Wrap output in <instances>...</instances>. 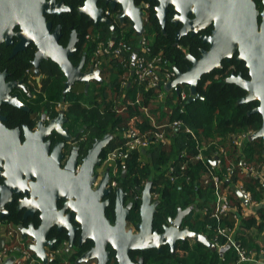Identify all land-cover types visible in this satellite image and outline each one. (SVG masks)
<instances>
[{
	"label": "water",
	"instance_id": "obj_1",
	"mask_svg": "<svg viewBox=\"0 0 264 264\" xmlns=\"http://www.w3.org/2000/svg\"><path fill=\"white\" fill-rule=\"evenodd\" d=\"M98 0H85L79 12L89 16L90 20L96 23L109 20L103 17L101 9L97 6ZM112 6L120 4L122 8L121 20L130 17L133 22V29L138 35L145 32L143 22V11L136 6L135 0H106ZM158 11L156 17L159 20L163 31L167 22V12L172 7L176 15L171 20L175 26L181 27L176 35V43L186 35L192 37L199 36V39L209 44V49L202 47L199 57L192 53H187L186 58L189 66L185 71L175 67L176 77L167 84L166 88H175L177 94H180L181 85H189V101L203 99L198 92L199 80L203 74L214 69L224 67V62H230L235 56L236 60L245 62L249 78L243 77V74H231L225 78L229 83L243 88L246 93L240 97L239 102L258 101V105L251 109L249 113L262 115L261 126L250 135V139L264 138V9L259 11L253 0H157ZM63 1L56 0H0V44H14V37L18 42L14 45V53L21 52L29 44L36 46V53L33 59L35 73L41 75V62L43 60H52L64 73L66 77L63 93L70 91L75 83L84 82L87 90L92 80H102L101 68L91 67L88 72L83 71L86 57L83 56L80 62L75 66L71 57L76 51V42L78 32L74 31L68 44L64 46L60 43L62 36V25L58 24L52 30V21L47 20V15H57L61 11L68 10ZM260 16V19H259ZM213 26L211 33L202 32L209 26ZM15 27L19 30L15 31ZM113 38H116V29L112 26ZM202 32V33H201ZM136 53L133 54V59ZM134 63V62H132ZM17 82L9 81L3 84L6 86L4 93L0 94V104L11 102L20 107H26L16 97L8 96L9 90ZM2 86L0 85V89ZM1 91V90H0ZM64 99V98H63ZM64 110L60 111L57 117L50 120L49 124L40 123L39 130L31 136L26 137L25 144L20 146L24 153L35 155L37 152L48 151V142L42 144V138L45 133L55 131L62 134L67 140L71 139L67 130L63 127L66 121ZM43 130L46 132L42 134ZM10 135L11 132H5ZM18 139V138H17ZM113 136L110 133L102 138H97L88 150L83 159V163L78 172L75 173L77 165L76 149L71 153L65 167L60 170L58 165L60 149L63 141L56 144L51 155L46 158L39 166L26 167L21 175H27V178H36L38 182H32L35 192H41L39 197L35 193L27 199L19 201V207L24 208L26 214L24 220L35 210L41 211V224L35 228L33 224L18 226L23 240L29 238L31 243L28 245L42 264H48L51 259L48 257L47 247L54 248L55 238H49L48 235L52 228L56 226L58 230L66 227L71 237L69 245L74 238L73 230L76 229L70 222V214L64 215V210H56V199H74L67 201L73 211L76 212L75 223L80 225L82 232L79 244L90 238L93 241V247L82 254L76 264H82L90 260H95L97 264H108L110 251L108 246H112L116 251V260L118 264H144L143 259L133 262L130 257L131 251L141 250H161L164 245H169L174 252L177 242L193 239L202 242L212 250H218L220 256L226 252L230 245L219 248L215 241L209 239L204 234L192 230L190 227H184V219L189 215L192 207L187 209L179 208L176 216L169 218L168 223L164 224L163 230L159 231L153 226L155 213L157 211L158 200L153 199L152 182L148 181L143 187L141 203L138 214L140 220L136 222L137 231L128 228V218L131 215L133 203L123 205V198L126 193L118 189L117 215L113 224L105 216L104 206L107 201L101 202L100 198L108 194L109 189H105L108 183L109 173L106 172L104 179L98 185L96 190L92 189L95 181L93 170L101 160L103 149L109 145ZM19 140V139H18ZM32 145V146H30ZM46 157V156H45ZM8 167V163H7ZM75 174H74V173ZM123 176L127 175L126 168H123ZM21 175L11 176L6 182L9 193L23 194L21 187H25V181H21ZM56 179H60L57 180ZM42 183H46L43 186ZM34 210V211H33ZM5 241H0V250ZM14 257L6 259L0 264H13Z\"/></svg>",
	"mask_w": 264,
	"mask_h": 264
},
{
	"label": "trees",
	"instance_id": "obj_2",
	"mask_svg": "<svg viewBox=\"0 0 264 264\" xmlns=\"http://www.w3.org/2000/svg\"><path fill=\"white\" fill-rule=\"evenodd\" d=\"M148 17L149 20L145 23V34L149 38L153 52L162 54V64L165 68L178 67L180 70L185 71L190 64L186 54L190 52L199 57L200 48L204 46L202 41L198 36L186 35L176 43V27L170 20H168L165 26L166 30L163 32L159 20L154 18L153 14ZM119 29L121 30L118 31V36L120 37L122 34L127 42L135 45L138 39L135 29L131 27L128 30L122 24L119 25ZM110 37V34L105 33L97 37L94 42L84 39L82 44L80 43L82 45L80 48L83 49L88 60L93 59L98 42L101 40L107 41ZM36 50L34 45L32 47L30 45L21 52L18 56L21 67L30 65ZM79 59L80 57L77 60ZM77 60L73 62L77 63ZM116 61V65L121 66L118 60ZM224 63L226 65L224 68H226L228 65L239 62L234 58L232 62L227 63L224 61ZM40 67L44 74L41 81L40 99L60 101L63 99V89L65 87L63 71L50 59L43 60ZM227 76L226 73H223V69H214L203 74L198 85V92L204 96L203 99L189 101L190 88L187 84L180 86V91L187 92L185 100L181 99V96L177 95L176 92L171 95L167 94L165 105L169 106V109L163 114V118H167L168 122L181 121V127H179V130L168 128L169 144H151L146 153L133 150L124 158V163L120 165L119 176L122 174V168L125 167L128 175L132 176L137 184L151 181V190L159 192V197L156 199L159 203L156 207L157 211L153 226L160 231L163 230L164 224L168 223L169 218L176 216L179 208L192 207L191 212L184 219V227H190L216 243H225L222 238L216 236V220L208 212L205 215L201 212L202 208L210 205V201L214 196L213 188L209 184L203 185L201 183L203 175L207 171V165H213L212 161L217 155L218 145L226 146L228 152L227 156H223L221 166L215 168L222 177L224 176L223 185L227 186L242 178L248 188L254 189L256 184L259 187L261 186L264 192L262 182L258 184L256 177L247 173L243 174L240 170L242 159L252 161L255 158L264 164V138L258 137L257 139L248 140L243 148L246 153L245 156L243 151L239 152V149L231 142L232 135L250 128L257 130L261 126L262 115L249 113L251 109L257 106L258 101L239 102L240 97L245 95L246 91L240 86L238 87L225 80ZM109 84L104 80L95 83V85L92 84L87 90L78 92V89H75L65 95L66 101L71 103L67 114L74 126L77 127L79 122L86 124V135L90 140L88 142L89 147L92 146L93 141L102 138L107 133L113 136L112 141L102 151L103 160L110 150L124 144L123 132L129 126L132 116L138 115V117L144 119L143 124L138 123L142 131L151 127L150 119L140 109L141 105H132L125 112L114 109L113 99L115 94L113 97H109L107 91L110 88ZM142 90L146 100L144 105H149V95L152 96L157 93L153 89L149 91ZM163 105L161 104L158 107L162 110L164 109L162 108ZM186 126L194 131L199 140L203 141L211 138L216 140L217 143H211L205 150V161H188L184 170L186 176H190L188 181L185 177L172 181L171 177L167 175L169 165L176 164L180 166L187 161L188 156L197 153L198 142L193 135L186 131ZM142 154L146 159L145 162L139 161ZM254 193L256 196L255 190ZM197 199H200L201 202H198ZM139 205L140 201L137 208ZM259 213L263 219L260 225L261 229L264 225V206L260 208ZM235 216V212L227 213L224 217V224L233 225ZM136 217H138V212L134 211L131 218L135 220ZM243 235L241 232L235 238L242 246L246 247L248 242L242 238ZM178 243V248L172 255L168 246L163 247L161 251L163 253L160 255L157 252V254L154 253L156 249L145 251L142 254L146 258L151 255L148 260L149 264H234L238 261V255L234 247L228 248L223 256H220L218 250L214 251L202 242L193 239L184 242L179 241ZM60 245L57 244L56 249L60 248ZM136 252L139 251L132 252L131 256L135 257ZM64 258L52 260L48 264H62ZM240 264L253 263L244 262Z\"/></svg>",
	"mask_w": 264,
	"mask_h": 264
},
{
	"label": "flooded vegetation",
	"instance_id": "obj_3",
	"mask_svg": "<svg viewBox=\"0 0 264 264\" xmlns=\"http://www.w3.org/2000/svg\"><path fill=\"white\" fill-rule=\"evenodd\" d=\"M61 1H63L68 7H70V9L61 11L60 14H57L56 16L47 15V20L52 21L53 23L52 30H54V28L58 26V24L62 25L61 28L62 36L60 38V43L63 44L64 46L68 44L73 32L74 31L78 32L76 51L74 55L71 57L72 62L73 61L76 62V60L80 57V59L77 60V63L73 62L75 66L80 62L83 56L86 57L83 49L80 48V46H82L81 45L82 40L87 39L91 42H94V40H96L97 37L105 33L110 34L112 36L113 34V29H111L112 26L115 27L116 32L121 30L119 29V25L121 24L123 25V27L125 26L126 29L128 30H130L129 28L133 27L132 20L130 17L129 18L126 17L123 20H121L120 16L122 13V8L120 4H116L115 6H112L109 3H107L106 0H98L97 6L98 8L101 9L103 17L109 20V23H105V22L96 23L94 20L93 21L90 20L88 15L79 12V8L84 5L85 0H56V2H61ZM253 2H255V6L259 9V11H262L264 9V0H253ZM135 4L137 7L140 8V10L143 11V15L147 16V14L148 15L153 14V17L157 18L156 14L158 11L156 10V6L159 4L157 0H135ZM175 15H176L175 10L172 7H169V11L167 12V22L168 20L171 21ZM173 25L175 26L174 23ZM175 27H176L175 33H177V31L181 27L179 26H175ZM160 28H162L161 25ZM213 28L214 27L211 25L202 32L211 33ZM17 30H19V27H15V31ZM17 42H18V38L14 37V44H6V42L0 44V85L2 86V88L0 89L1 90L0 94L4 93L6 90V86L3 85L5 84V82L15 81L17 82V84L12 86V88L9 90L8 96H12V97L17 96L16 98L23 105L25 104L26 106L23 108L11 102L0 104V222H4L7 224L10 223L16 230L19 231L18 226L19 225L21 226L22 224L25 226L33 224L34 227L37 228L41 224V214H42L41 211L33 210L34 212L31 213L26 220H24L26 211L24 208L19 207V201L26 197L27 199L30 198L32 193H35V196L39 197L41 192H35L32 185V182H38V180L36 178L26 179L27 175L25 174H23V178H22L21 175L22 171L28 166H33V167L39 166L41 163H43L44 160H46L47 157L51 155L56 144L63 141L64 144L60 149L61 156L59 157L58 160L59 169L62 170L65 167L69 158L71 157L70 156L71 153L76 149V147H78V149L76 150L77 160H78L77 165L75 167L76 170L75 173H76L81 168L83 159L91 146L89 147L88 144L90 140L89 138H87L86 135L87 134L86 124L79 122L77 127L74 126L72 120L69 118L67 114V110L71 105V103L66 101L65 99V95L72 90L78 89V92L85 90L86 84H84V82L75 83V85L70 91H68L66 94L63 93L64 99H61L60 101L40 99L39 94L41 93V89H42L41 81L44 76L42 69H41V75H37L35 73V67L33 65L34 57L30 61V65H28V67H25L24 65L21 67V63L20 61H18L19 60L18 56H20L21 52L27 49V47H29L30 45L32 47V45L34 44H29L21 52L13 54L14 45ZM202 44L204 45L202 47L209 49V44H206L204 42H202ZM202 47L200 49H202ZM234 58L236 59V56ZM233 59L230 62H232ZM85 61H86L85 67L83 69V71L85 72H88L91 67L100 68L93 65L92 59L88 60L86 57ZM237 62L239 63H233L231 65H228L226 68H224L226 66L224 63V67L220 69H223V73H226L228 76L231 74L237 75L239 74V72H241L243 74V77L249 78L248 70L245 66V62L239 60ZM100 81H103V78ZM100 81L95 79L92 80L90 84L95 85V83ZM62 110L65 111L64 116L66 117V121L63 122L62 125L67 130V133L69 134L71 139L67 140V138H64L62 134H58L55 131L52 132L50 131L49 133L48 132L45 133L46 131L43 130L42 134L43 133L45 134L43 135L42 138L43 139L42 144L43 143L45 144L46 142L49 141L47 145V147L49 148L48 151H46V153L37 152L35 155L24 153L23 149L22 150L20 149V146H23L25 144L27 135L31 136L34 132L38 131L40 127V123L42 121L44 126L48 125L50 120L57 117L60 111ZM43 115L44 118L42 120ZM7 131H10L11 134L7 135L9 134V133L7 134L5 133ZM95 141L92 142V145ZM7 163H8V167H7ZM106 172L109 173V179H108V183L105 186V189L108 188L110 192L100 198L101 202L107 201V204L104 206L105 216L111 224L115 222L117 215V209H116L117 199H118L117 190L121 189L126 193V195H124L123 198V205L126 206L128 203H133V208L131 209V215L128 218L127 226L128 228L133 229L135 233L138 230L137 226L135 225L136 222L140 220L139 214L138 217L135 218V220H133L131 217L134 211L138 212L139 208H137V204L139 201L141 203L142 191H143L142 189L148 181H144L141 182V184H137V181L134 180L132 176L128 175L127 170H126L127 172L126 176H123L122 173L121 176L114 177L111 166L104 163L103 155H101L100 162L95 166L93 170L94 173L93 175L95 176V181L92 184L93 190H96L98 188V185L104 179ZM8 174H11V176L21 175L20 176L21 181H25L24 183L25 187L23 186L21 187L23 194L18 195L12 192L9 193V189H8L9 187L8 185H6V182L9 178ZM114 178H116L115 185H113ZM57 180L60 179H56V181ZM42 184L43 186H46V183H42ZM68 200L74 201L73 198L56 199V210L58 211L64 210V215L67 214L71 215L70 222L74 227H76V229L73 230L74 238L72 244L69 245L71 237L69 235V230L66 227H63L62 230H58V228L54 226L50 231L48 237L55 238L56 241H54V245H53L54 248H56L57 244H61L60 248L63 252H61L58 258H64L65 256L69 264H76V260L80 256H82L83 253H85L87 250L92 248L94 245H93V241L90 238H87L82 242V244H79L82 228H80L79 224L75 223L76 212L72 210L69 204H67L66 206V202ZM24 241L27 247L31 243V240L29 238L25 239ZM178 244L176 249L178 248ZM166 246L169 247L171 255L175 253L176 249L173 252L169 245H164L163 247ZM162 249L161 250L156 249L154 253L157 252L159 253L158 255H160L161 253H163L161 252ZM108 250L110 251V255H109L110 259L108 261V264H118L115 258L116 251L113 249L111 245L108 246ZM136 251L139 252H136L135 257L131 256L132 252L134 251L130 252V257L132 261L136 262L140 258H142L144 264H149L148 260L151 257V255H148L146 258V256L142 254L145 251H141V250H136ZM82 264H97V263L95 260H90Z\"/></svg>",
	"mask_w": 264,
	"mask_h": 264
},
{
	"label": "built area",
	"instance_id": "obj_4",
	"mask_svg": "<svg viewBox=\"0 0 264 264\" xmlns=\"http://www.w3.org/2000/svg\"><path fill=\"white\" fill-rule=\"evenodd\" d=\"M148 16V14L147 16L143 15L144 26L149 20ZM145 32L142 35H138L135 45L131 42H127L123 38L122 34L119 37L118 32L116 34V38H113L112 35L107 41H99L96 46L97 49L95 51L94 58L92 59V63L94 66L100 67L102 56H113L116 60H118L119 65L123 67L124 73L126 72L122 75V83H124V85L127 84L126 82L128 80L132 79L133 82L138 85H142L146 91L153 89L156 92H161L160 90L163 87H166L170 80L176 77V70L175 68L171 69L169 67H164L162 64V54L153 52V47L150 45L149 38ZM134 53H136V56L133 59ZM159 96L162 97L163 94H159ZM179 96H181V99L185 100L187 92L180 91ZM135 104L141 105L140 109L145 116L151 120L153 129H151L150 132H143L134 126L129 127L124 133V144L115 147L106 154L107 156L104 159V163L111 166L114 177L120 175V165L124 163V158H126L130 152L133 150L141 152L142 150L149 148L151 144L154 143H160L163 145L169 144L170 137L166 133V128L168 126L179 128L182 125L181 121L168 122L167 124H157L155 118H153V115L151 114L150 107L148 105H144L141 98L135 97V99H132L129 106ZM186 131L193 135L198 142L197 154L195 156L196 159L205 161L204 152H202L204 147L200 145L197 135H195L194 131L188 126H186ZM254 131L255 130L253 128H250L232 135V144L237 149L241 148ZM216 152L217 155L212 161L213 165H207V176L204 184H209L214 190V208L211 212V217H213L217 222V226L215 228L216 236L222 238L225 242L224 244L217 243L218 249L225 247V245L234 247L238 255V261L234 264L250 261H257L258 264H264L263 259H256L255 253L248 250L245 246H242L241 243L236 240L232 227L224 224V217L233 209V206L227 194L226 188H224L223 185L224 176L222 177V175H220L215 168L221 166L222 158L223 156H227L228 152L226 151V146L224 145H218ZM139 161L145 162L142 155H140ZM228 169H230V167H228ZM179 170L184 171L185 164L180 167H177L176 165H171L169 167V174L173 181L178 178ZM240 170L243 174L247 173L249 175L258 176L264 185V166L258 169L247 160L242 159L240 163ZM115 183L116 178L113 179V185H115ZM239 192L248 202L253 203L252 193L248 189L242 186L239 189ZM152 195L153 199H158L159 192H157V190L152 191ZM262 203H264V193ZM1 240H4L5 243L0 250V263L12 256L14 257L13 264H42L34 251L30 247H27L25 241L21 237L20 231L16 230L10 223L7 224L0 222V241ZM61 252H63L61 248L47 249L48 257H50L51 261L58 259ZM62 264H67L66 258H64Z\"/></svg>",
	"mask_w": 264,
	"mask_h": 264
},
{
	"label": "crops",
	"instance_id": "obj_5",
	"mask_svg": "<svg viewBox=\"0 0 264 264\" xmlns=\"http://www.w3.org/2000/svg\"><path fill=\"white\" fill-rule=\"evenodd\" d=\"M115 59L116 58H114L113 56L111 57L110 55L102 56L101 61H100L101 74L103 77V81L105 80V82L110 83L109 84L110 88L107 89L109 97H111V96L113 97L115 94V96H114L115 98L113 99L114 105H115L114 109L119 111V112H123V111L125 112L126 109L131 107L129 105L132 102V99L134 97L141 98V100H143V103L146 101L145 97H144L145 96L144 91L142 90L144 88L142 85H138L137 83L133 82L132 79L128 80L126 82L127 84L124 85V83H122V75L124 73L123 67L116 65L117 61ZM160 91L161 92H156L157 94H154L152 96L149 95L150 103H149V105L148 104L147 105L150 107L151 114L153 115V118H155L157 124H167L168 119L163 118V114L165 112H167L169 109V106L165 105V98H166L167 94L171 95L174 92L177 93V91L175 90V88L169 89L166 87H163ZM159 94H163V96L160 97ZM161 104H164L162 106V108H164V109H162V110L160 107H158ZM143 122H144L143 118L138 117V115H134V116H132V119H131L127 129L129 127L134 126V127L138 128L139 130H141V128L138 126V123L143 124ZM150 124H151V127L146 128L145 130H143V132H145V131L150 132V130L153 129V124H152L151 120H150ZM168 128H171V129L174 128L175 130H179V128H177V127L168 126L166 128V133H167ZM126 130H124L123 136H124V133ZM197 138H198V136H197ZM248 140H251V139L248 138ZM246 142L244 143V145L241 148H239V152L243 151V148L245 147ZM199 143L201 146L204 147L202 152H204V158H205V150H207L208 146L211 143H217V141L212 140L211 138H208V139H204L203 141L199 140ZM146 151H147V149H144L141 151V153H146ZM243 153L245 156L246 153L244 151H243ZM259 153H260V151H259ZM259 153H258V155H259ZM196 154H194L192 156H188L187 161L185 163H183V164H185V168H186L188 161L189 162L190 161H201L199 159H196V157H195ZM142 157H143V160L146 161L143 154H142ZM248 162L251 163L252 165H254L258 169L261 168L262 166H264L263 163H261L260 161H257L255 158H254V160L248 161ZM183 164H181V165H183ZM171 165L175 166L176 164H170L169 167ZM176 166L180 167L178 165H176ZM169 167L167 169V171H168L167 175L169 177H171L169 174L170 173ZM206 176H207V171L205 172V174L203 175V178H202L201 184H203V185H205L204 182H205ZM253 176L256 177L258 184H260L261 181H260L259 177L256 175H253ZM181 177L182 178L185 177V179H187V181L190 179L189 175L186 176L185 171L179 170V176L176 180L180 179ZM242 186L245 187L246 189H248L252 193L253 203L248 202L244 198V196L242 194H240L239 189ZM254 187H255L254 189L248 188L244 184V181L242 180V178L239 179L238 181H236L235 183L229 184L227 186L224 185V188H226L227 194H228V196L231 200L232 206H233V209L230 212L236 213L235 221H234L233 225L230 224V226L232 227V231H233L234 235L237 236V234L242 232V234H244L242 238L248 242V245L246 246V248L248 250H251L253 253H255L256 259H259V260L263 259L264 260V229H263V227L260 229V225H261V222L263 219L261 217V214L259 213L260 208L264 206V203H262V197H263L264 192H263L261 186L259 187L258 185L255 184ZM254 190L257 193L256 196H255ZM213 200H214V196L212 197V201H210V205L209 206L206 205V207L201 209L202 214L205 215L206 212H208L209 215L211 216V212L213 211V208H214ZM197 201L201 202L200 199H197ZM250 263L258 264L257 261H250ZM67 264H68V262H67Z\"/></svg>",
	"mask_w": 264,
	"mask_h": 264
},
{
	"label": "rangeland",
	"instance_id": "obj_6",
	"mask_svg": "<svg viewBox=\"0 0 264 264\" xmlns=\"http://www.w3.org/2000/svg\"><path fill=\"white\" fill-rule=\"evenodd\" d=\"M217 77V76H216ZM237 134V133H236ZM65 257V256H64Z\"/></svg>",
	"mask_w": 264,
	"mask_h": 264
}]
</instances>
